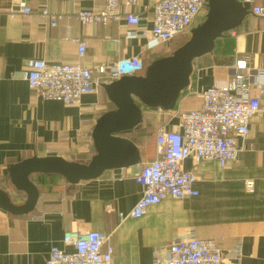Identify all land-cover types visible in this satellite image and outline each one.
Wrapping results in <instances>:
<instances>
[{"label": "crops", "instance_id": "crops-1", "mask_svg": "<svg viewBox=\"0 0 264 264\" xmlns=\"http://www.w3.org/2000/svg\"><path fill=\"white\" fill-rule=\"evenodd\" d=\"M155 1L139 0L133 9L140 16L138 30L151 28ZM22 5L31 9L30 16L10 18L8 12ZM253 6L264 8V0H254ZM42 8L61 16L55 27L41 17ZM101 8L100 0H0V189L8 194L14 190L7 174L12 164L48 154L87 163L95 154L88 136L96 120L114 109L102 88L73 106L39 98L17 78L26 61L93 68L141 56L146 68L148 62L172 53L167 54L173 42L162 51H148L146 39L127 38L130 27L123 20L81 25L65 16ZM76 38L87 46L83 59L77 58V46L70 41ZM244 58L252 70L264 68V16L249 14L241 26L216 40L210 54L193 61L189 85L172 111L143 109L141 126L125 136L139 151V165L122 169L118 177L105 171L77 185L55 175L32 176L39 194L34 210L24 216L0 210V264H47L52 246L71 250L62 243L65 233L89 231L110 237L114 264H153L154 252L162 253L179 237L214 240L226 258L238 250L239 264H264V105L251 118L249 135L236 139L240 152L235 162L223 169L211 162L183 163L197 177V197L165 200L140 219L118 218L142 195L133 173L154 159L157 130L179 131L177 114L199 108V94L224 85L227 69ZM247 182L253 184L252 192Z\"/></svg>", "mask_w": 264, "mask_h": 264}, {"label": "built area", "instance_id": "built-area-1", "mask_svg": "<svg viewBox=\"0 0 264 264\" xmlns=\"http://www.w3.org/2000/svg\"><path fill=\"white\" fill-rule=\"evenodd\" d=\"M101 10H80L67 13L81 25L108 26L123 20L130 30L127 38L146 39V50L167 47L177 37L189 36L207 12V0H157L152 5L151 28L138 30L140 16L133 10L139 0H100ZM251 6V13L263 17L264 8L253 6L254 0H238ZM31 9L22 5L8 12L10 18L20 14L30 16ZM42 18L55 27L60 15L40 10ZM76 55L83 59L86 44L76 38ZM116 42V40H114ZM145 65L141 56L123 58L115 62L87 68L76 64H46L43 60L25 62L17 78L26 82L39 98L73 106L83 96L97 95L103 84L123 76L142 75ZM224 85H214L199 94L197 109L177 114L179 131L159 128L155 134V157L133 173L134 182L143 188L142 195L127 214H118L120 222L128 218L140 219L148 208L165 200H185L198 196L197 177L186 170L183 163L193 166L202 162L215 163L223 169L236 161L240 152L236 139L249 135L251 118L264 105V68L252 70L248 58L239 60L227 69ZM89 141L91 137L88 136ZM252 192L253 184L247 182ZM109 236L101 231L67 232L62 243L69 251L52 246L47 264H114V251ZM238 250L224 257L214 240L175 238L169 245L153 254V264H239Z\"/></svg>", "mask_w": 264, "mask_h": 264}, {"label": "water", "instance_id": "water-1", "mask_svg": "<svg viewBox=\"0 0 264 264\" xmlns=\"http://www.w3.org/2000/svg\"><path fill=\"white\" fill-rule=\"evenodd\" d=\"M206 8L204 20L170 55L150 62L143 75L123 76L101 86L114 109L96 120L91 132L95 154L87 163L48 154L8 166L9 183L25 200L14 203L0 189V210L12 216L28 215L34 210L39 195L31 181L34 175H55L69 185H77L97 179L105 171H113L118 177L122 169L139 165V151L125 136L141 126L143 109L172 111L189 85L193 61L210 54L217 39L241 26L251 14L250 4L238 0H207Z\"/></svg>", "mask_w": 264, "mask_h": 264}, {"label": "rangeland", "instance_id": "rangeland-1", "mask_svg": "<svg viewBox=\"0 0 264 264\" xmlns=\"http://www.w3.org/2000/svg\"><path fill=\"white\" fill-rule=\"evenodd\" d=\"M190 35L189 36H180V37H177L173 43L171 44V46H169L168 48V52L167 54L171 53L170 51L174 48H177V47H180V45L184 44L188 39H189ZM159 50L162 51L163 49V46H160L158 47ZM11 198V200L14 202V203H22L23 200H24V195L22 194H19V193H16L14 190L11 191V193L8 194Z\"/></svg>", "mask_w": 264, "mask_h": 264}, {"label": "trees", "instance_id": "trees-1", "mask_svg": "<svg viewBox=\"0 0 264 264\" xmlns=\"http://www.w3.org/2000/svg\"><path fill=\"white\" fill-rule=\"evenodd\" d=\"M215 44H216V42H215ZM181 46V45H180ZM178 48V47H177ZM177 48H175V49H177ZM174 48L171 50V52H173L174 50H175ZM150 62H148L147 63V65L149 64Z\"/></svg>", "mask_w": 264, "mask_h": 264}]
</instances>
